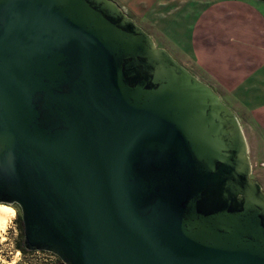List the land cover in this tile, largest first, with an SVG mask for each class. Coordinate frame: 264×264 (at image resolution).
<instances>
[{"label": "water", "instance_id": "1", "mask_svg": "<svg viewBox=\"0 0 264 264\" xmlns=\"http://www.w3.org/2000/svg\"><path fill=\"white\" fill-rule=\"evenodd\" d=\"M239 122L110 0H0V205L60 264H264Z\"/></svg>", "mask_w": 264, "mask_h": 264}, {"label": "crops", "instance_id": "2", "mask_svg": "<svg viewBox=\"0 0 264 264\" xmlns=\"http://www.w3.org/2000/svg\"><path fill=\"white\" fill-rule=\"evenodd\" d=\"M191 1L128 0L127 5L134 7L131 11L138 17L137 26L151 39H163L171 32L169 46L174 55H186L199 65L222 92L190 74L219 99L224 98L243 135L254 147H263L264 0L261 9L250 6L247 0H196L195 5ZM177 41L184 47L176 45ZM177 63L182 66L181 61Z\"/></svg>", "mask_w": 264, "mask_h": 264}, {"label": "rangeland", "instance_id": "3", "mask_svg": "<svg viewBox=\"0 0 264 264\" xmlns=\"http://www.w3.org/2000/svg\"><path fill=\"white\" fill-rule=\"evenodd\" d=\"M110 1L115 3L128 18L136 20L135 24L138 25V20H137L138 17L137 15H134V13L131 11L133 10L132 8L134 7H132L131 5H130L131 7L127 5L128 0H110ZM193 1H191L193 2L192 5H195L196 0ZM261 1L263 0H256V1L247 0V3L256 9H261L262 6ZM143 22L146 21L143 20ZM143 25H145V23H143ZM149 26L150 25L147 24L146 28ZM148 29L150 31L154 30L150 28ZM145 32L148 33L146 30ZM166 36H168V38ZM170 36H171V32L165 34V36L162 37L163 39H157L156 37H154L151 40L156 47L164 49L172 59H174L177 62L178 60L181 61L182 67L185 70H187L189 73H193V75H196L200 80L210 83L212 89H215L218 93L222 92L220 91L221 89L218 86H216L206 76V74L202 71V69L199 67L197 63L194 64L193 61L189 60L188 56L182 54L174 55L171 47L169 46V44L172 42ZM175 43L176 45H179V47H184L182 46L184 45L183 42L177 41ZM220 100L223 101V103L226 106L229 105L224 98H221ZM244 137H245L244 139H246L247 156L251 169L249 178L259 184L261 191L264 194V146L261 147L258 145L254 147V144L251 142V139L246 134ZM11 208L13 209L14 212L13 216L10 218L9 220L10 222L8 221V225L6 226L5 230L2 232L0 236V264H33L32 261L30 260V257H23L15 250V243L20 242L22 240V233H21V229L18 228L19 211L17 209H14L13 207Z\"/></svg>", "mask_w": 264, "mask_h": 264}, {"label": "trees", "instance_id": "4", "mask_svg": "<svg viewBox=\"0 0 264 264\" xmlns=\"http://www.w3.org/2000/svg\"><path fill=\"white\" fill-rule=\"evenodd\" d=\"M17 209L16 206H11ZM18 210V209H17ZM19 229H21L20 220L18 217ZM22 233V231H21ZM15 250L23 257H30L33 264H60V261L53 255L46 252H29L22 248L21 241L15 243Z\"/></svg>", "mask_w": 264, "mask_h": 264}, {"label": "bare ground", "instance_id": "5", "mask_svg": "<svg viewBox=\"0 0 264 264\" xmlns=\"http://www.w3.org/2000/svg\"><path fill=\"white\" fill-rule=\"evenodd\" d=\"M13 213L14 212L11 207L0 205V236L2 232L5 230L6 226L8 225V221L13 216Z\"/></svg>", "mask_w": 264, "mask_h": 264}]
</instances>
